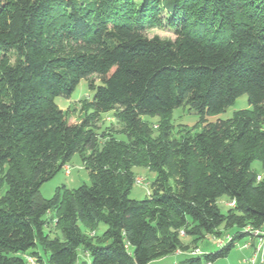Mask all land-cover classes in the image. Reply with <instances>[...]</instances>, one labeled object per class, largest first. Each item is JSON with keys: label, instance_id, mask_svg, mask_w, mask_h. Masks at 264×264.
Segmentation results:
<instances>
[{"label": "trees", "instance_id": "trees-1", "mask_svg": "<svg viewBox=\"0 0 264 264\" xmlns=\"http://www.w3.org/2000/svg\"><path fill=\"white\" fill-rule=\"evenodd\" d=\"M164 26L176 40L146 35ZM94 75L90 111L73 123L55 99ZM244 95L249 109L208 122ZM183 106L201 131L171 140ZM108 113L126 141L102 142ZM76 154L91 185L45 199L41 187ZM256 161L264 166V0H0V264H26L38 248L49 264H151L176 252L191 255L181 264L215 263L234 242L192 255L199 242L222 228L237 229L235 240L264 230ZM135 167L157 175L140 201L130 198ZM222 197L236 201L227 214Z\"/></svg>", "mask_w": 264, "mask_h": 264}, {"label": "rangeland", "instance_id": "rangeland-1", "mask_svg": "<svg viewBox=\"0 0 264 264\" xmlns=\"http://www.w3.org/2000/svg\"><path fill=\"white\" fill-rule=\"evenodd\" d=\"M146 35L149 38L159 37L161 39L176 40L177 34L174 29H171L167 26L161 28H155L148 30ZM14 59H12V62ZM94 83L95 85H100V78L96 75L90 77L89 79H84L81 81L75 92L71 97H58L55 99L56 104L60 109L68 111L70 113L71 122H80L81 118L84 117L89 111V105L91 97L94 93L91 90L89 84ZM248 97L246 95L238 98L236 102L230 106L225 112L208 117V122L215 123L218 120H227L232 118L233 114L238 110L249 109ZM143 121L149 123L152 127L160 128V118L159 117H142ZM170 124L172 125V130L169 138L180 139L181 136L187 134L193 135L195 132L201 131L200 125V116L189 110L187 106L176 108L171 116ZM97 132L102 135L101 140L104 141L105 137L115 136L117 140H127L125 134L120 133L122 127L119 125L116 118L113 117L112 113L103 115L102 120L97 125ZM155 136L158 135V130H154ZM252 170L259 176L261 180L264 181V166L261 162L256 161L252 165ZM135 178L141 179L142 184H138L135 181V184L131 190L130 198L134 200H144L148 195L151 189L152 182L156 179V173L151 171L146 167H135L133 169ZM90 170L83 163L81 156L76 154L72 160L67 163L50 181L46 182L41 187V194L45 199H51L55 195L58 188L66 187L67 189L74 190L83 185H91ZM230 200L227 197H222L218 200V206L224 214H227L230 207L227 206V203ZM54 217V212L49 213L45 219L49 221V225L45 228L46 233L50 236L51 239L61 237L60 231L55 227V223L52 218ZM84 229V228H82ZM107 227L101 225L97 231V235L100 236L106 231ZM85 230V229H84ZM223 230V236L220 238L226 242V237L229 234H233L237 229ZM188 238H184L185 242H188ZM197 247L203 252L213 253L219 250L220 247L217 246V243L213 240V237H207L203 241L199 242ZM38 254L30 255L24 257L26 264H49L47 254L42 248L35 250ZM238 251H241L237 246L231 251V256L238 254ZM85 255L83 251H80V257L83 259ZM190 257V254L185 255ZM185 256L182 259H185ZM88 258V257H87ZM85 260V259H84ZM160 264H167V262H161Z\"/></svg>", "mask_w": 264, "mask_h": 264}, {"label": "built area", "instance_id": "built-area-1", "mask_svg": "<svg viewBox=\"0 0 264 264\" xmlns=\"http://www.w3.org/2000/svg\"><path fill=\"white\" fill-rule=\"evenodd\" d=\"M257 180L260 181L261 176H258ZM136 182L138 184H142L143 181L141 179H137ZM227 206L230 207V209L235 208L236 201L230 200L227 203ZM242 232L247 234L246 238L248 239L244 243H241L240 240H235V236L233 234L227 235L226 242L220 238H214L213 240L220 248L234 242L235 247L237 246L241 250L250 251V255L242 260V264H264V230H255L251 226H248L244 228ZM192 255H201V253L197 249L192 252Z\"/></svg>", "mask_w": 264, "mask_h": 264}, {"label": "crops", "instance_id": "crops-1", "mask_svg": "<svg viewBox=\"0 0 264 264\" xmlns=\"http://www.w3.org/2000/svg\"><path fill=\"white\" fill-rule=\"evenodd\" d=\"M247 240L248 239L246 237H244V238L240 239V242L244 243ZM198 250L200 251L201 255L207 253V252H203L199 248H198ZM187 254L188 253L176 252L175 254H173L171 256H168L166 258L154 261L151 264H160L161 262H167V264H181L185 259L188 258L187 256H185ZM249 255H250V251H246V250L238 251V254L232 255V256H231V252H230L226 258L220 259L217 262L212 263V264H242V260ZM183 256H185V259H182ZM25 257H27V256H25ZM83 257H85V258H83V260L85 259L89 262V258H87L88 255H83Z\"/></svg>", "mask_w": 264, "mask_h": 264}]
</instances>
